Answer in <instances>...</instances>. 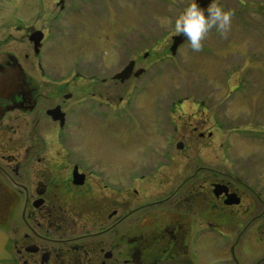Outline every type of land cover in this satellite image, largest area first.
Here are the masks:
<instances>
[{
  "label": "flooded vegetation",
  "instance_id": "obj_1",
  "mask_svg": "<svg viewBox=\"0 0 264 264\" xmlns=\"http://www.w3.org/2000/svg\"><path fill=\"white\" fill-rule=\"evenodd\" d=\"M38 20L0 22V264H264V154H168L175 142L186 152L196 135L206 140L215 130H203L211 121L202 117L204 100L192 98L191 112L189 97L157 102L156 74L145 62L158 52L154 39H134L126 51L122 37L93 45L126 61L104 73L97 59L78 88L74 68L60 72L50 29ZM38 30L36 48L30 38ZM145 44L151 48L141 50ZM185 47L193 51L186 42L177 52ZM130 62V76L116 77ZM145 74L144 96L154 100L146 108L141 97L129 118L147 129L149 151L159 142L162 154L117 156L113 165L114 157L82 153L78 129L86 135L90 120L104 118L110 97L124 109ZM182 123L173 142L172 126Z\"/></svg>",
  "mask_w": 264,
  "mask_h": 264
},
{
  "label": "rangeland",
  "instance_id": "obj_2",
  "mask_svg": "<svg viewBox=\"0 0 264 264\" xmlns=\"http://www.w3.org/2000/svg\"><path fill=\"white\" fill-rule=\"evenodd\" d=\"M87 1L65 0L67 8L61 10L52 0H24L28 8L20 0H0V22L26 25L36 24L39 19L38 23H44L50 29L60 72L74 68L79 78L78 88L87 85L85 75L99 65L97 59L101 61L104 73L119 70L126 61L125 57L120 65L121 58L112 56V50L105 48L103 52L101 47L94 50L93 45H110L122 37L126 51L134 39H154L158 52L145 62L150 63L148 70L156 74L157 102L164 104L172 98L176 101L189 97L191 99L185 105L186 110L191 112L195 108L192 98L197 102L204 100L210 111L205 109L207 113L202 117H210L211 121L203 130H215L213 137L206 140L196 135L192 148L184 152L176 147L175 142L177 134H182L183 123L178 131L173 125L175 143L168 154H264V56L259 51L264 47H258L264 44V0H218L225 9L234 10L231 28L224 35L212 29L203 41L207 45L200 51L191 52L185 47L175 57L167 56L164 50L172 45L173 36L176 35L173 32L174 21L190 0H96L93 6L88 5ZM110 4L114 7H109ZM40 12L43 13L40 15ZM56 13L58 18L51 19ZM133 28L136 29L132 32ZM121 31L124 35L119 36ZM43 38L44 34L41 41ZM98 39H103L104 43L96 41ZM145 45L141 50L151 48L150 44ZM231 45H238V49L244 52L234 54L229 50ZM248 50L258 52L253 54ZM149 76H142L140 90L130 93L124 109L117 108L116 96L110 97L108 100L112 106L104 101L100 107L106 116L99 118V121L90 120L86 135L78 129L77 139L82 144L77 148L86 150L82 153L114 157L113 165H116L117 156L127 158L132 154H162L163 146L159 142L155 144L158 149L155 153L149 151L151 138L147 129L141 127L137 119L129 118L136 113L139 102L145 101L146 108L152 105L154 99L144 96L147 91L143 90L144 86L149 85L143 86L141 83H145ZM88 102L98 103L99 100ZM121 112L125 116L119 119ZM128 165L126 162L125 166Z\"/></svg>",
  "mask_w": 264,
  "mask_h": 264
},
{
  "label": "clouds",
  "instance_id": "obj_3",
  "mask_svg": "<svg viewBox=\"0 0 264 264\" xmlns=\"http://www.w3.org/2000/svg\"><path fill=\"white\" fill-rule=\"evenodd\" d=\"M207 13V14H206ZM234 10L225 9L218 0H211L207 8L202 7L198 0H190L184 10L174 21L173 32L183 34L193 51L203 48V41L212 29L221 35L231 28Z\"/></svg>",
  "mask_w": 264,
  "mask_h": 264
},
{
  "label": "water",
  "instance_id": "obj_4",
  "mask_svg": "<svg viewBox=\"0 0 264 264\" xmlns=\"http://www.w3.org/2000/svg\"><path fill=\"white\" fill-rule=\"evenodd\" d=\"M210 2H211V0H198V3L204 8H207V5ZM42 37H43V35H42L41 31H36L33 35H31V39L35 40V42H36V47H39ZM185 41H186V37L183 34L175 35L174 36V42L171 46L172 51L175 53L178 46ZM132 68H133V63H131L130 65H127L120 73L117 74L116 77L122 78L123 80L127 79L130 76ZM217 264H222V263H217Z\"/></svg>",
  "mask_w": 264,
  "mask_h": 264
}]
</instances>
